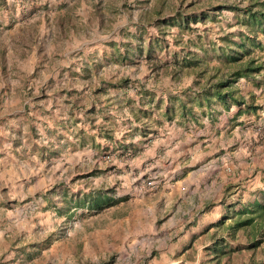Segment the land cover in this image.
Here are the masks:
<instances>
[{
  "label": "rangeland",
  "instance_id": "rangeland-1",
  "mask_svg": "<svg viewBox=\"0 0 264 264\" xmlns=\"http://www.w3.org/2000/svg\"><path fill=\"white\" fill-rule=\"evenodd\" d=\"M0 1V264H211L205 227L224 206L236 209L264 188V69L256 83L234 84L255 112L236 115V106L225 112L214 101L200 112L193 102L197 120L183 124L179 110L162 116L163 101L185 102L204 80L189 68L176 77L166 68L186 52L207 58L208 68L219 65L220 38L237 41L244 18L209 6L264 0ZM200 11L207 17L187 29L156 25ZM154 37L164 49L149 59L113 60L120 43L145 46ZM251 55L264 66V49ZM136 101L142 110L131 113ZM176 151L198 170L188 181L199 185L189 190L214 199L197 224L182 214L187 202L160 196ZM136 158L141 167L124 166ZM213 168L216 180L207 172ZM95 195L123 200L79 207Z\"/></svg>",
  "mask_w": 264,
  "mask_h": 264
},
{
  "label": "trees",
  "instance_id": "trees-1",
  "mask_svg": "<svg viewBox=\"0 0 264 264\" xmlns=\"http://www.w3.org/2000/svg\"><path fill=\"white\" fill-rule=\"evenodd\" d=\"M3 1H0V5ZM228 9L239 11L243 14L241 21L245 28V33H238V40L226 34L220 38L221 45H217V53L215 55L219 65L208 68L207 58L198 57L191 52H186L182 56L180 62L166 68L169 75L176 77L180 69L189 68L191 73L196 76L198 82L202 79L197 94L204 103L206 109H210L211 103L214 101L228 109L230 105H244V112H255V107L251 104H244V99L236 97L234 84L240 79L254 81L255 76L264 69L263 63L251 54L256 49L258 51L264 49V4L251 1L243 7L235 4L216 3L209 6L210 10L217 11L220 9ZM218 12V11H217ZM207 17L205 11L198 13H175L166 18L158 19L156 25L169 26L176 25L180 29H187L189 22L203 21ZM156 22V19H154ZM259 34H261L259 36ZM164 39L162 37H154L149 39L143 46L139 40H136L134 47L130 42L120 43L123 51L115 49L113 60L130 61L132 55L142 53L146 58L152 56L154 50L164 49ZM115 46V43H111ZM151 68L157 70L158 65L151 64ZM209 70L211 73H209ZM157 72V71H155ZM123 82V81H121ZM196 83L199 85V83ZM197 104L201 106V101ZM182 107V106H181ZM169 118L168 112L164 113ZM104 137L108 135H103ZM230 185H225L224 192H227ZM123 199H114L106 195L90 196L89 201L85 205L78 203L79 207L92 208L100 210L105 207L112 206ZM222 201V200H221ZM240 201L236 205H239ZM212 204H207L202 212L209 208ZM230 220L226 222V220ZM203 235L209 244L205 247L208 254L209 263L211 264H264V188L253 196L251 201L239 205L234 209V205L224 206V212L216 221L209 222ZM210 228V229H209ZM241 237L240 241L237 237ZM236 238V239H235ZM245 258V260H244ZM239 262V263H238Z\"/></svg>",
  "mask_w": 264,
  "mask_h": 264
},
{
  "label": "crops",
  "instance_id": "crops-1",
  "mask_svg": "<svg viewBox=\"0 0 264 264\" xmlns=\"http://www.w3.org/2000/svg\"><path fill=\"white\" fill-rule=\"evenodd\" d=\"M235 95L237 98H241V95L237 94V92ZM200 99H202V98H200L198 95L193 94L192 96H189V98L185 101L186 103H189V104H185V102H180L178 105H171V103L169 101L167 103V101L164 100L163 101L164 106L162 108V116H164L165 118L167 117L164 115V113L166 111V112H168L169 118L173 117L175 114H177L175 112L179 110V115L181 116V119H182L181 122L183 124L185 121H188V120L194 122L195 119L197 120V117H195V112L197 110H199L200 112H206V110H209V109H205L206 107H205L204 103L202 102V100H200ZM199 100L202 103L201 106H199L197 104V102ZM161 102H162L161 100H157L153 103H149V101H148L146 104L150 105V107H151L152 104L153 105H157V104L160 105ZM193 102H196L197 108H199V109H196V111L194 109V105L192 104ZM137 103H138V101L135 102V105L137 107L134 106L133 109H131V113H134V112L137 113V110H142L140 105H138ZM244 104L245 105L248 104L246 100H244ZM234 106L237 107V109L235 110L236 115H240L242 112L245 113L243 111L244 110L243 104L240 106H237V105H234ZM231 107H233V106H231ZM156 108L158 110H160V108H158V107H156ZM144 110H146V109H144ZM210 111H212V110H210ZM223 111L226 112L227 109L223 107ZM135 118H136V116H135ZM183 120H185V121H183ZM135 127L133 129H135ZM157 128L158 127H153L150 129L148 128L145 131H147L146 133H149V132L150 133H153V132L156 133ZM176 129L179 131V133L182 131L178 127H176ZM126 130H127V133L129 132V130L131 131L130 128H128ZM167 134L171 135L172 131L167 132ZM177 138L178 137H176V139ZM177 142H179V140H177ZM178 147H180V146H178ZM125 148H127V147L125 146ZM134 150L137 151L136 149H134ZM183 152L184 151H180V152L176 151V153L174 155H172L171 158H169L171 160H170L169 165L167 166L168 169L165 171L167 173H165L164 177L162 178L164 180L161 183L160 188L163 191L169 188L170 191L168 193H163V191H160V196L166 195L167 199H171L172 197L176 196L177 197L176 200H184L185 202H187L188 205L185 207V210L183 211L182 214L187 218L186 221H188V222L191 221L192 223H194V220L196 219L195 223L197 224V222H199L203 218L202 215L207 214V212H211L212 207L215 206L213 203L214 199H213V197L209 198L208 195H206V196L203 195L202 197H198L197 195H194V192L189 190V187L191 185H197V186L199 185V182L189 183L190 181H188V178L192 175V173L194 175V173L198 172V170L193 168V165L190 164L189 160H186L185 154ZM142 163H143L142 160L136 158V159H132V160L127 161L126 163H124V166L128 169H132V166L135 168H139V167H141ZM212 164H214V163H212ZM217 169L213 168L212 170L207 171L211 176H213L214 180L217 179V174H216V172L218 171ZM211 176H207L206 180L209 179ZM166 177H168V178H166ZM132 184H131V187L134 190H136V192H137L136 194L140 195L139 191H137V189H136V184L134 183L133 186H132ZM222 184H224V181L218 182V184H216L215 186L218 189V188H221ZM110 198H113V197H110ZM190 199H193V202H191L192 200L188 201ZM207 204H209V205L212 204V205L208 209H206L202 212V209H204V206ZM136 213H138V210H136Z\"/></svg>",
  "mask_w": 264,
  "mask_h": 264
},
{
  "label": "built area",
  "instance_id": "built-area-1",
  "mask_svg": "<svg viewBox=\"0 0 264 264\" xmlns=\"http://www.w3.org/2000/svg\"><path fill=\"white\" fill-rule=\"evenodd\" d=\"M145 185H147L148 187H152V186H153V181L150 180V179H147V180L145 181Z\"/></svg>",
  "mask_w": 264,
  "mask_h": 264
}]
</instances>
